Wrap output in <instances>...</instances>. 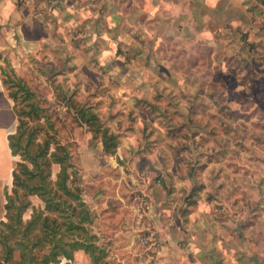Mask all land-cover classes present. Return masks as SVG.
<instances>
[{
  "label": "crops",
  "instance_id": "0c3cea01",
  "mask_svg": "<svg viewBox=\"0 0 264 264\" xmlns=\"http://www.w3.org/2000/svg\"><path fill=\"white\" fill-rule=\"evenodd\" d=\"M248 7L247 0H0V67L30 55L63 65L69 57L77 71L103 81L92 92L134 112L133 120H112L120 135L114 156L134 158L132 174L155 173L157 182L136 181L153 200L146 220L155 230L152 244L116 253L123 264H264V181L253 178L264 170L248 150L226 151L208 128L221 122L223 103L238 104L221 97L237 88L211 82L227 74L218 64L233 60L223 51L236 46L238 31L253 27ZM17 124L0 68V220Z\"/></svg>",
  "mask_w": 264,
  "mask_h": 264
},
{
  "label": "rangeland",
  "instance_id": "374dc122",
  "mask_svg": "<svg viewBox=\"0 0 264 264\" xmlns=\"http://www.w3.org/2000/svg\"><path fill=\"white\" fill-rule=\"evenodd\" d=\"M250 4L256 8L253 15V27L247 31H238L237 40H235L236 46L223 51L227 55H232L233 60L227 62L226 66L224 63L218 64V67L221 70L224 69L227 74L211 82L212 87L237 88L235 92L221 95L222 102L223 98L228 100L230 97L231 100L238 103L237 107L223 103L221 122L215 120L208 128L212 133L221 136V144L226 151L230 148L239 151L248 150L252 153V160H250L252 164H260L264 170V6L258 0H251ZM205 50L207 53L210 49L205 48ZM47 58L46 55L42 60H39L36 56L30 55L22 65L16 63V67L4 63V74H7L5 77L6 79L11 77V81H13H8L5 86L9 92L17 93L18 108L30 109V103L37 99V103L50 117L56 130L49 128L44 119L39 122L28 120V125L41 124L37 129V141H43L49 135H54L60 144H65L71 149L72 163L78 171L76 183L82 189L84 201L94 213L93 221L88 225L90 233L96 236L94 244L105 250L106 264H123L119 261L116 253L126 249L125 246L135 248L153 243L150 232L155 228L151 221L149 223L146 220V218L153 220V200L145 190L136 185V181L141 182L146 176L148 182H157L156 175L154 172L143 175L141 173L139 175L132 174V167H136L134 158L124 157L119 161L115 158V154H106L101 148L103 143L100 136H94L90 127L78 120L75 110L69 108L66 101L59 99L57 92L62 90L76 101L93 106L103 125L114 133L117 132L114 130L115 126L112 120L117 117L133 120L135 119L134 112L128 114L129 110L123 109L125 105L121 104L118 107L116 102L109 104L110 100L107 94L100 91L92 92V84L101 85L103 81L99 78L89 77L81 70L77 71L78 67L69 62V57L64 65L53 59L47 60ZM11 65L13 64L11 63ZM203 65L206 67L207 62L201 64V66ZM11 67L15 69V72L10 71ZM76 72L80 73L77 75ZM229 72L230 74H228ZM14 76L22 77L23 81L34 90L37 95L36 99L26 97V92L13 79ZM150 111L152 110L147 109L143 112L149 114ZM161 116L165 117L164 114ZM153 117L156 116L153 115ZM229 118L230 123L228 122ZM117 134L120 137L119 133ZM139 145L145 149L151 147V143H147V140ZM231 151L234 150L230 149L229 152ZM19 159L20 157L17 156L16 162ZM138 163L144 166L149 163V159L139 158ZM59 168L58 164L53 165L52 178H56ZM126 174L130 175L129 179ZM253 178L255 182L261 183L264 181V172L260 171L259 174H254ZM132 180V183L129 182ZM132 184L136 186L131 188ZM125 185L130 188L127 192H124ZM9 186H11L9 191L12 193L13 184L9 183ZM259 188H261L260 192H263L262 199L264 200V184ZM104 189H111L109 199L106 198L108 193ZM212 193H206L207 200L213 201L210 195ZM233 195L235 193H231V196ZM258 195L256 192L255 197ZM30 198L34 206H44V202L38 196L33 195ZM231 198L236 199V197ZM124 201L127 206L122 207ZM30 214L31 209L25 212V219H28ZM125 221V226H123ZM131 224L132 226H130ZM122 228L126 231L137 230L135 233L122 232L119 234L118 232ZM49 247L46 245L43 253H47ZM131 255L133 256V254ZM18 257L17 252L16 258ZM61 261V264H92L90 255L84 250H77L71 260L62 258Z\"/></svg>",
  "mask_w": 264,
  "mask_h": 264
},
{
  "label": "trees",
  "instance_id": "16d2710c",
  "mask_svg": "<svg viewBox=\"0 0 264 264\" xmlns=\"http://www.w3.org/2000/svg\"><path fill=\"white\" fill-rule=\"evenodd\" d=\"M258 1L264 6V0ZM250 3L251 0H247L248 10L254 15L256 8ZM5 63L12 66L7 59ZM0 68L7 85L12 78L6 79L5 67ZM11 68L10 71L15 72ZM13 79L24 89L27 98L36 99L34 90L22 77L14 76ZM57 95L75 110L78 120L89 126L94 136H100L104 152L116 154L120 138L103 125L95 108L76 101L62 90ZM9 96L14 101L18 117L16 132L9 135V146L12 154L20 159L12 173V193L5 189V215L0 220V264H61L62 258L73 259L77 250L88 253L93 264H106V252L94 244L96 236L88 228L94 213L76 183L78 171L72 163L71 149L60 144L54 135L37 141V129L41 124L29 126L28 120L39 122L44 119L49 128L55 129L50 117L37 99L30 103V109H24L16 104V92H9ZM55 164L60 168L54 179ZM33 195L38 196L44 206H34L30 198ZM29 209L30 217L25 219V212ZM46 245L50 246L49 251L43 253Z\"/></svg>",
  "mask_w": 264,
  "mask_h": 264
}]
</instances>
